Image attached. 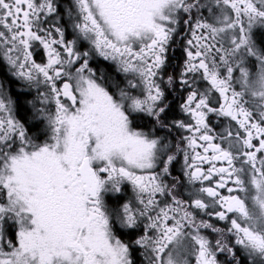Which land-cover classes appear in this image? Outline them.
<instances>
[{"label": "snow or ice", "instance_id": "obj_1", "mask_svg": "<svg viewBox=\"0 0 264 264\" xmlns=\"http://www.w3.org/2000/svg\"><path fill=\"white\" fill-rule=\"evenodd\" d=\"M4 63L0 264H264V0H0Z\"/></svg>", "mask_w": 264, "mask_h": 264}, {"label": "flooded vegetation", "instance_id": "obj_2", "mask_svg": "<svg viewBox=\"0 0 264 264\" xmlns=\"http://www.w3.org/2000/svg\"><path fill=\"white\" fill-rule=\"evenodd\" d=\"M56 3H57L58 8L60 9L61 12H63L64 9H66L68 7V0H56ZM67 21H68V18L66 15H64V19L62 21H58V22L65 24V26L68 28V31L66 33L67 38L72 39L74 37L72 35L71 26H70V24L67 23ZM36 59L38 62H40L41 55L38 54L36 56ZM7 67L8 66L6 65V63L0 64V80H4L6 83H10L11 95L13 96V98H17V92L20 89L22 82L15 81L14 78H11L9 76H5V72L7 71ZM92 67L94 69H106V70H108L111 73V75L117 80L122 81L124 79L123 74L117 73L115 71V65L114 64H112L111 62H108V61H104L102 58L98 57L95 60H93L92 61ZM34 96H35V90L33 89L32 93L30 95H28L26 97V99L31 100V99H33ZM15 115L17 116L18 119L21 120V122L25 123L27 127H30V125L32 123V121H31V116H32L31 105H25L23 103V98H21L20 106L18 107ZM182 162L183 161L181 158L180 163L182 164ZM179 168H180V164H177L176 170L173 173L174 175L179 174Z\"/></svg>", "mask_w": 264, "mask_h": 264}, {"label": "rangeland", "instance_id": "obj_3", "mask_svg": "<svg viewBox=\"0 0 264 264\" xmlns=\"http://www.w3.org/2000/svg\"><path fill=\"white\" fill-rule=\"evenodd\" d=\"M128 195H129V196L131 195V191H130V190L128 191Z\"/></svg>", "mask_w": 264, "mask_h": 264}, {"label": "trees", "instance_id": "obj_4", "mask_svg": "<svg viewBox=\"0 0 264 264\" xmlns=\"http://www.w3.org/2000/svg\"><path fill=\"white\" fill-rule=\"evenodd\" d=\"M179 53H177V55H178Z\"/></svg>", "mask_w": 264, "mask_h": 264}]
</instances>
